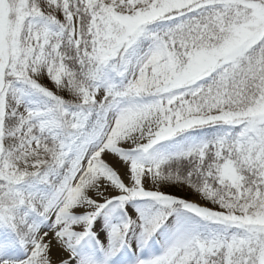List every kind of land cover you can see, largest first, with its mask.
Wrapping results in <instances>:
<instances>
[{
    "label": "snow or ice",
    "instance_id": "6c2138e0",
    "mask_svg": "<svg viewBox=\"0 0 264 264\" xmlns=\"http://www.w3.org/2000/svg\"><path fill=\"white\" fill-rule=\"evenodd\" d=\"M0 264H264V0H0Z\"/></svg>",
    "mask_w": 264,
    "mask_h": 264
}]
</instances>
